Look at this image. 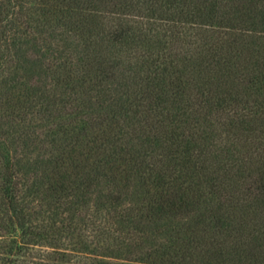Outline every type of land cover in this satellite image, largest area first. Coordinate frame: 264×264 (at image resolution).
Returning a JSON list of instances; mask_svg holds the SVG:
<instances>
[{
	"label": "trees",
	"instance_id": "1",
	"mask_svg": "<svg viewBox=\"0 0 264 264\" xmlns=\"http://www.w3.org/2000/svg\"><path fill=\"white\" fill-rule=\"evenodd\" d=\"M3 3L0 0V35L13 16L5 13ZM19 14L26 18L32 48L40 40L41 25L53 29L64 25L93 38L81 60L69 55L47 66L50 86L63 89L67 98L59 103L76 112L77 103L84 104L95 92L102 98L121 92L113 98L118 103L112 117L87 139L86 153L75 149L79 145L75 139L54 159L57 175L48 189L55 203L71 210L84 197L93 199L95 187L106 180L111 184L113 226L123 233L122 253L136 255L131 261L264 264V197L249 219L241 212L244 218H231L218 206L209 219L196 216L202 205L194 200L202 196L200 185L207 186L227 201L232 212L234 189L247 181L256 184L253 195L264 196V44H257L264 35V0H27ZM199 19H211L212 25ZM6 42L0 41V61ZM154 42L165 48L162 55L143 50ZM170 48L173 55L167 52ZM248 74L255 89L248 94L254 98L233 95L227 89L228 78ZM30 93L28 89L22 103L4 101L6 116L24 119ZM220 129L225 137H220L223 145L218 151L211 142ZM151 143H162L163 151L143 148ZM190 143L198 144L195 152H189ZM66 164L72 165L70 172ZM7 176L11 185L0 198V207L17 208L24 218L32 215L34 210L21 207L25 195L43 192L20 183L23 173L8 170ZM136 178L151 199L133 212L123 191ZM81 228L78 223L59 228L31 224L19 236L0 235V264L24 263L20 255L31 250L26 237L48 242L61 231Z\"/></svg>",
	"mask_w": 264,
	"mask_h": 264
},
{
	"label": "rangeland",
	"instance_id": "2",
	"mask_svg": "<svg viewBox=\"0 0 264 264\" xmlns=\"http://www.w3.org/2000/svg\"><path fill=\"white\" fill-rule=\"evenodd\" d=\"M3 1L5 13L9 12V15L13 14V16L0 35V41L3 43L6 39L5 45H8L5 49L4 60L0 61V198L4 196L9 184L11 185L5 180L8 178V170L11 173L12 171L23 173L25 180L20 183L24 182L25 187L28 186L32 191L39 190L43 193H36L33 196L31 192L30 196L25 195L21 207L34 210L32 215L25 218L17 208L5 211L0 207V235L15 232L19 236L31 224L34 226L52 224L59 228L78 223L82 226L80 230L61 231L48 242L37 243L36 238L26 237L24 241L30 243L26 245L30 246L31 250L26 251L25 255H20V259L24 261L23 264H149L147 259H141V261H146L143 263L131 261L136 259L135 254L122 253L123 233L113 226L114 211L108 202L111 184L109 185L106 180L101 181L95 187L93 199L84 197L71 210H65L66 207L63 204L55 203L48 189L49 183L56 174L54 159L61 155L64 149L69 150L75 139L79 140V145H76L75 149L85 154L87 139L94 131L100 132L99 127H103L100 126L101 123L112 117V111L118 103L117 99L113 98L121 95L118 91L115 92L117 93L115 96L102 98L95 92L87 96V102L84 104L77 103L78 111L74 112L68 109L69 105L64 102L59 103L64 98L67 99L65 94H62L63 89L55 90L53 86H50L51 80L47 79L51 77V72L47 67L49 63H54L55 58L66 60L69 55L81 60L86 45V54L89 52V44L93 38L89 34L79 36L64 25L56 29L41 25L39 26V31L42 30L39 34L40 40L32 48L34 41L31 39L26 18L19 14L22 6L27 5V0ZM197 21L212 25L211 19ZM215 29L221 30L222 28L215 26ZM257 44L260 46L264 44L263 34L258 38ZM164 49L155 42L149 47H143V50L155 53L152 56H156L157 53L162 55ZM185 50L187 47L184 48ZM192 50V47L188 48V51ZM167 52L174 54L171 48ZM184 53L187 54L186 51ZM86 54L83 69L86 67ZM250 76L251 74L246 77L228 78L227 89L233 92V95H240L241 98H254V95L249 97L248 94L255 90L249 84ZM30 79L39 81V84H32ZM28 89L32 97L30 109L25 118L6 116L7 111L2 103L6 100L13 102L12 104L22 103ZM125 99L123 97L121 101ZM40 106L48 110L41 111ZM88 121L93 122L90 124ZM92 124L96 125L93 129L90 128ZM82 127L87 128L78 138H75L76 133ZM118 131V128L114 127L113 133ZM220 137H225L224 129L218 130L214 136V142H211L218 151L223 145L220 144L222 140ZM243 142L241 141V144ZM161 145L162 143H151V147L144 146L143 148L150 151L155 149L154 153H161L163 151ZM188 147L189 152H195L198 144L190 143ZM70 155L75 156L76 154L70 153ZM84 156L76 155L82 158ZM79 165L81 168L84 163L80 161ZM65 170L70 172L72 165L66 164ZM8 179L11 180V176ZM247 186H252V189L246 191ZM200 187L203 189L202 196L194 200L202 206L195 215L206 219L211 217V210L217 206L227 212L231 218H254L257 207L255 205L259 204L264 197L260 194L253 195L256 184L247 181L244 186L234 189L235 199L231 207L232 212H230L227 209V201L214 189L203 185ZM150 199L151 195L140 178L131 181L123 191V200L130 203L133 212ZM261 205H264V202ZM125 256L129 259L128 261L123 260ZM153 260L160 263L161 259L154 256Z\"/></svg>",
	"mask_w": 264,
	"mask_h": 264
}]
</instances>
